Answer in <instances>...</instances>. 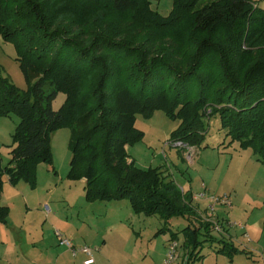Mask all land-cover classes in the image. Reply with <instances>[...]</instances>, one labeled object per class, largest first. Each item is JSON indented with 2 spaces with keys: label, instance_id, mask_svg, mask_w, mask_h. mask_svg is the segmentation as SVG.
Returning a JSON list of instances; mask_svg holds the SVG:
<instances>
[{
  "label": "trees",
  "instance_id": "1",
  "mask_svg": "<svg viewBox=\"0 0 264 264\" xmlns=\"http://www.w3.org/2000/svg\"><path fill=\"white\" fill-rule=\"evenodd\" d=\"M151 4L0 0V35L15 46L28 82L21 89L0 75V115L19 117L2 168L12 184L36 186L37 166H53L54 133L69 126L68 177L86 179L88 201L127 199L136 213L166 223L199 220L193 195L171 174L130 159L128 148L141 136L137 115L156 109L181 118L174 143L200 148L218 117L229 143L253 146L264 164V8L252 0H174L165 17ZM59 92L66 101L56 110ZM200 225L182 229L186 245L196 248L192 255L201 242L214 241L212 222ZM229 248L220 240L219 252Z\"/></svg>",
  "mask_w": 264,
  "mask_h": 264
},
{
  "label": "crops",
  "instance_id": "2",
  "mask_svg": "<svg viewBox=\"0 0 264 264\" xmlns=\"http://www.w3.org/2000/svg\"><path fill=\"white\" fill-rule=\"evenodd\" d=\"M9 131L6 117L0 115V150L5 141L10 142ZM184 154L196 164L197 147L185 150ZM4 166H0V215L5 216L4 220L0 218V264H86L88 256L60 244L57 231L69 238L75 248H97L94 262L89 264H164L171 233L184 229L190 221L193 225L200 221L176 217L166 223L157 215L136 213L127 199L96 200L100 203L92 204V209L98 207L95 210L82 207L66 212L60 206L63 202L70 206L69 194L46 197L36 194L26 181L13 185L2 173ZM235 176L224 191L232 196L233 206L226 224L243 226L226 227L224 235L230 252H219L220 245L214 247L211 243L213 251L206 254L198 250V255H192L190 250H179L171 264H264V164L252 158L235 171ZM198 189L211 193L214 184L201 181L191 194L194 196ZM199 200L194 199L193 204L203 212ZM145 216L158 219L154 224ZM163 227L168 230L161 233L170 234L160 238L159 230Z\"/></svg>",
  "mask_w": 264,
  "mask_h": 264
},
{
  "label": "rangeland",
  "instance_id": "3",
  "mask_svg": "<svg viewBox=\"0 0 264 264\" xmlns=\"http://www.w3.org/2000/svg\"><path fill=\"white\" fill-rule=\"evenodd\" d=\"M252 1L264 8V0ZM151 6L154 10L160 12L161 15L167 17L173 10L174 0H152ZM16 56L15 46L11 42L5 41L0 35V75L9 76L19 88L27 89L28 82ZM65 101L66 94L59 92L53 100L54 109H60ZM5 117L7 119V129L8 131L10 130V142L3 141L4 144L1 145L0 166L3 164L7 165L11 159V151L14 147L13 133L19 121V117L16 114ZM180 125L181 118L170 116L164 109H156L150 116L139 113L135 126L140 131L141 136L133 140L129 146L130 159L137 167L158 169L163 171L164 175L171 174L177 185L188 190L190 194L194 191L192 189L200 186L201 181L214 184V190L211 193L198 189L196 194L205 193V196L197 201L203 212L200 214V221L193 218L194 222L198 221L199 224L195 222L198 227L201 226L200 222L204 223L206 220L212 222L213 229L210 233L214 241L201 242L196 250L206 254L213 251L211 243L214 247H218L220 240L226 239L224 235L226 227L232 228L233 226L229 223L226 224V216L232 210V203L223 202V199H231L232 201V196L224 193L226 186H229L232 182L230 178L232 176L236 177L235 171L240 166L250 162L252 158L257 159L259 155L253 146L241 147L239 142L230 144V139H226L219 118L214 117L209 122L208 133L202 146L200 148L197 147V162L192 164L184 154V151L193 150L196 146H187L181 142L174 143L172 141V134ZM71 138L72 130L69 126H63L54 133L51 140L53 166L46 163H40L37 166V181L36 186L33 187L34 192L40 196L46 195V197H49L48 194H53L55 198H61L63 195L69 194L72 197L71 202H69L70 206H68L67 202H63L60 206L66 212L78 211L82 207L92 209V204L100 203V201L95 203L87 200L86 182L83 178L71 179L68 177L72 159ZM21 181L24 182V180ZM28 184L32 188L31 184ZM51 188L53 189L52 191L49 190ZM205 198L207 200H203ZM73 201H75V204H73ZM43 208L47 211L46 206H43ZM97 208L95 206L92 210ZM157 216L145 217L150 218L149 220L155 224L158 219ZM214 223L219 224L220 229H216ZM156 227L158 225L155 226L154 230L157 229ZM205 231V227H201L200 240L205 238ZM169 234L170 232H164L160 233L159 236L163 238ZM185 240L186 236L180 230L178 235L180 247L178 251L182 252L183 250V252H186L190 250L192 252L196 249L193 244L186 245Z\"/></svg>",
  "mask_w": 264,
  "mask_h": 264
},
{
  "label": "built area",
  "instance_id": "4",
  "mask_svg": "<svg viewBox=\"0 0 264 264\" xmlns=\"http://www.w3.org/2000/svg\"><path fill=\"white\" fill-rule=\"evenodd\" d=\"M204 196H205V193L195 194L193 196V200L194 199H200L201 197H204ZM223 202H225L227 204H231L232 203L231 199H223ZM232 225L243 226L242 224H238V223H232ZM215 228L216 229H220V225L219 224H215ZM57 233L61 236L60 237V244L68 246L70 249H72V251L74 253H76L77 251H81V252L85 253L88 256L86 258V260H85L86 264L94 262V252L97 250V248L91 247L89 245H84L82 247L75 248L73 243H72V241L69 238L61 235L59 231H57ZM179 247H180V243H179V241L177 239H172L169 242L168 251H167V255H166V259L164 261V264H171V263H173L176 260V258L178 256Z\"/></svg>",
  "mask_w": 264,
  "mask_h": 264
},
{
  "label": "water",
  "instance_id": "5",
  "mask_svg": "<svg viewBox=\"0 0 264 264\" xmlns=\"http://www.w3.org/2000/svg\"><path fill=\"white\" fill-rule=\"evenodd\" d=\"M84 181L86 182V179H84Z\"/></svg>",
  "mask_w": 264,
  "mask_h": 264
}]
</instances>
